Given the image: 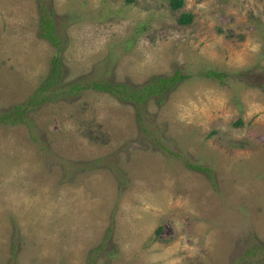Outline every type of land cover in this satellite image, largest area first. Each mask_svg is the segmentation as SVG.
<instances>
[{
	"label": "rangeland",
	"instance_id": "rangeland-1",
	"mask_svg": "<svg viewBox=\"0 0 264 264\" xmlns=\"http://www.w3.org/2000/svg\"><path fill=\"white\" fill-rule=\"evenodd\" d=\"M0 264H264V0H0Z\"/></svg>",
	"mask_w": 264,
	"mask_h": 264
},
{
	"label": "trees",
	"instance_id": "trees-1",
	"mask_svg": "<svg viewBox=\"0 0 264 264\" xmlns=\"http://www.w3.org/2000/svg\"><path fill=\"white\" fill-rule=\"evenodd\" d=\"M134 0H125L126 3H131ZM182 5V0H171V6L173 8H178ZM192 20V14L187 13H181L178 22L181 24L190 23ZM43 32L41 33V36L47 38L53 45H58L57 37L53 34L54 28L51 21L44 20L43 22ZM59 62L58 59L55 58L54 60V68L52 72L49 74V77L53 76L52 82H44L43 87L47 88L51 86L54 83H57V77L59 76V70H58ZM208 75L213 76H219V73L214 70H210ZM48 77V79H49ZM188 77L187 74H182L179 71H175L172 75L168 77L164 76H156L152 77L151 81L147 83L146 85H143L139 87L138 90H129L128 88H132L131 86H125V84L122 83H113L108 81H92L90 84H79L77 82L71 83V88L76 89L77 91H80L82 89L88 88V86H91L96 89H103L105 91H108L110 93L118 94L121 100L123 101H134L139 102L145 100L148 96L151 94L154 95H162L166 90L170 89L171 86L179 82L180 80H183L184 78ZM45 95L41 97L40 101L45 99ZM33 99V98H32ZM32 102V101H30ZM15 110V109H14ZM6 114L1 115L2 120H12V122L16 123L17 120H15V116L18 118L21 116L22 111H20L19 107L18 110H15L14 115H11L12 113L10 111L5 112ZM201 170H207L204 167H197Z\"/></svg>",
	"mask_w": 264,
	"mask_h": 264
}]
</instances>
